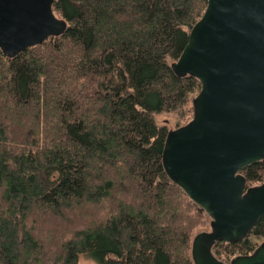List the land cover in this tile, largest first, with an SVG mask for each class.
Here are the masks:
<instances>
[{
  "label": "trees",
  "instance_id": "16d2710c",
  "mask_svg": "<svg viewBox=\"0 0 264 264\" xmlns=\"http://www.w3.org/2000/svg\"><path fill=\"white\" fill-rule=\"evenodd\" d=\"M207 0H56L65 31L0 50V264H193L207 215L166 175L167 132L188 122L192 76L171 63ZM264 181V159L241 171ZM264 238L217 242L225 262Z\"/></svg>",
  "mask_w": 264,
  "mask_h": 264
},
{
  "label": "water",
  "instance_id": "95a60500",
  "mask_svg": "<svg viewBox=\"0 0 264 264\" xmlns=\"http://www.w3.org/2000/svg\"><path fill=\"white\" fill-rule=\"evenodd\" d=\"M55 1L0 0L4 56L65 31ZM170 67L200 83L192 117L167 132L162 149L168 178L210 219L192 237L193 264H264V242L228 263L212 252L247 238L264 216V181L247 187L241 173L264 159V0H207Z\"/></svg>",
  "mask_w": 264,
  "mask_h": 264
},
{
  "label": "rangeland",
  "instance_id": "374dc122",
  "mask_svg": "<svg viewBox=\"0 0 264 264\" xmlns=\"http://www.w3.org/2000/svg\"><path fill=\"white\" fill-rule=\"evenodd\" d=\"M196 93H194L191 98H193ZM188 107L191 108V103H189ZM188 116L192 117L191 114L188 115ZM153 117H154V120H155L157 125H160V126L161 125H165L168 128V130L175 129V128H177L179 126H182V125H184L186 123L184 121V119H180L176 113H159V114H154ZM206 221L207 222H206V224L204 226H200V227L196 228L193 231V233H192L193 236L195 234H197L198 232H203V231H208L209 230L210 219H209L208 216L206 218ZM250 239L255 241L257 246L260 245L262 242H264V238H253V237H250ZM79 264H93V263L91 261H89V260H82V261L79 262Z\"/></svg>",
  "mask_w": 264,
  "mask_h": 264
}]
</instances>
